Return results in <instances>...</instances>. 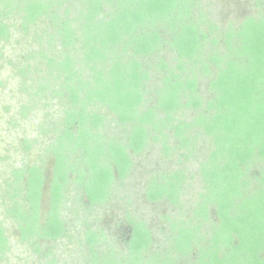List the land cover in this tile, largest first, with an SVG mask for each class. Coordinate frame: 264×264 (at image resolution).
Masks as SVG:
<instances>
[{"label": "trees", "instance_id": "16d2710c", "mask_svg": "<svg viewBox=\"0 0 264 264\" xmlns=\"http://www.w3.org/2000/svg\"><path fill=\"white\" fill-rule=\"evenodd\" d=\"M200 1L0 0V60L12 29L31 36L38 49L15 67L21 90L64 103L60 121L47 126L45 116L39 124L41 134H54L44 151L52 167L38 156L6 181V216L43 264H57L54 243L71 237L63 211L72 183L91 212L116 197L135 158L156 145L168 160L199 164L196 174L178 166L146 182L150 202L179 213L163 215L169 248L152 250L147 222L127 213L124 253L84 222L83 264H264V0L226 27L213 24ZM36 72L43 74L31 92L25 80ZM34 106L24 103L19 115ZM184 110L194 115L182 117ZM21 147L28 152L32 143ZM195 176L201 190L182 211ZM8 250L0 223V262Z\"/></svg>", "mask_w": 264, "mask_h": 264}, {"label": "rangeland", "instance_id": "374dc122", "mask_svg": "<svg viewBox=\"0 0 264 264\" xmlns=\"http://www.w3.org/2000/svg\"><path fill=\"white\" fill-rule=\"evenodd\" d=\"M200 5L199 8L207 15V18L221 27H226L230 23L238 24L246 15L257 13L259 10L254 0H201ZM9 21L17 24L20 19L17 16ZM40 24L42 26V23ZM12 31L11 39L4 44V58L0 60V223L6 230L9 245V250L3 255L0 264H43L44 260L33 253L27 243L20 241L16 222L6 216V205L9 202L5 194L6 181L13 180L11 177L13 168H21L26 163H36L38 156H43L45 167H52V158L44 151L54 134L50 132L46 135L41 134L39 124L45 116L48 117L47 126L49 122L55 124L60 121L64 103L57 97H44L43 94L30 99L29 94L21 90L22 78L17 75L15 67L22 59L21 55L30 47L38 49V44L34 41L30 44L31 36L24 37L17 30L12 29ZM59 48L60 46H57L54 51ZM165 54L167 61L175 65V56L173 57L170 52ZM42 74L31 73L30 77L26 78L25 83L30 87L31 92L37 85L35 79ZM155 76H157L156 72L153 71L152 77ZM201 90L204 94L207 93L206 83H201ZM28 101H33L35 106L29 110L27 116L22 118L19 115L20 107ZM182 113V117L187 119L194 115L191 110H184ZM111 117L109 115L108 119L110 120ZM110 122L111 126L115 125L114 121ZM109 132H112V129ZM23 139L32 143V148L28 152L21 147ZM156 146L148 151L145 158H135V169L125 185L120 186L117 191L115 188L116 197L102 206L95 207L91 212L76 201L79 193L75 189V184L72 183L68 192V208L63 211L71 237H63L54 243L53 251L58 260L57 264H83L87 250V244L84 242L85 221L91 223L93 230H103L107 242L113 245V249L124 253L127 248L122 237L128 226L124 223L127 213L133 218H143L147 222L155 238L152 250L169 248L166 240L169 222L165 221L163 215L170 214L177 218L179 213L172 210L167 202H150L145 196L146 182L156 171L175 170L178 166L186 168L188 175L196 174L199 164L194 158L189 163L186 161L178 163L176 159L168 160L160 153V147ZM201 183L199 176L189 179L188 188L182 198L184 205L181 208L182 211L187 210L189 204L195 200L201 190ZM47 199L45 195L42 202L43 213ZM101 248H106L105 244H102Z\"/></svg>", "mask_w": 264, "mask_h": 264}]
</instances>
